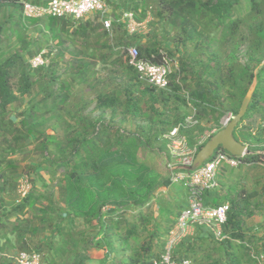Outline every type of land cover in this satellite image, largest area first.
Instances as JSON below:
<instances>
[{"label":"trees","instance_id":"trees-1","mask_svg":"<svg viewBox=\"0 0 264 264\" xmlns=\"http://www.w3.org/2000/svg\"><path fill=\"white\" fill-rule=\"evenodd\" d=\"M23 2L47 5L50 0H0V12H5L0 20V47L10 32L19 45L8 57H0V221L3 219L0 264H16L15 257L22 251L41 254L45 264H88L89 252L94 248L100 253L98 264L159 261L165 243L154 251L156 241L169 233L180 212L169 205L161 208L160 217L168 223L167 228L161 227L153 215L146 217L143 211L131 220L125 217L132 208L147 209L159 189L172 185L169 177L164 178L158 170L142 162L140 152L160 140L157 151L166 156L163 136L183 119L178 115L169 118L172 110H178V106L171 107L174 103L192 108L196 123L206 119L218 126L224 115L237 114L257 70L255 91L233 136L250 152L242 158L244 163L260 162V153H264V0H120L126 11L143 7L146 13L153 9L151 27H161L164 41L171 43L166 47L153 37L144 42L126 34L114 38L117 29L125 30L124 23L113 19L108 31L96 14L79 21L26 18L22 14ZM29 28L43 36L44 42L51 43L49 51L55 48L48 66L30 67L29 60L41 52L43 44L28 39ZM171 31L175 34L171 35ZM130 46H135L141 57L152 62L166 59L172 62L182 48L183 54L177 57L179 64L168 77L167 89H157L138 79L126 58L123 60ZM242 47L244 61L239 62L237 57ZM116 48L122 52L114 57ZM65 54H69L68 59ZM97 62L104 65L118 62L126 78L121 90L97 89L94 77ZM60 65L65 66L62 75L57 73ZM14 72L18 74L16 83L12 81ZM80 87L94 92V101L86 99L81 91L76 95ZM36 88L41 99L19 112V120L14 122L9 114L10 106ZM94 111L99 112L98 117H92ZM106 113L110 114L109 122L104 120ZM117 116H121V124L144 123L138 124L139 131L132 133L111 124ZM194 126L193 130L188 127L182 131L190 147L194 143V131L204 130L198 124ZM56 127L63 130L62 135ZM48 130L53 133L49 134ZM214 134L197 146V152ZM30 137H34L40 161L25 168L42 171L52 180L62 171L57 195L54 187L37 173L41 186L32 185L17 204L5 211L4 196L16 189V179L22 176L20 170L25 172L11 156L22 153ZM176 190L186 196L183 185ZM203 201L205 206L229 204L221 227L224 236L221 243L230 249L237 242L239 250L246 249L249 236L245 219L264 209V183L259 193L230 187L226 194L206 191ZM186 206L185 201L177 205L178 209ZM29 212L31 217H26ZM34 219L38 226L34 225ZM76 222L95 234L89 237L85 228L77 231ZM150 223L153 229L148 231ZM40 229L49 230L50 235L33 243L32 237ZM139 231H145L148 240L133 246L130 239L137 237ZM213 236L207 227L196 226L192 236L179 243L173 258L196 259L197 252H204L203 242L211 241ZM224 253L227 255L226 249ZM231 254L230 264H256L252 256L258 255ZM65 258L69 259L68 263Z\"/></svg>","mask_w":264,"mask_h":264},{"label":"rangeland","instance_id":"rangeland-1","mask_svg":"<svg viewBox=\"0 0 264 264\" xmlns=\"http://www.w3.org/2000/svg\"><path fill=\"white\" fill-rule=\"evenodd\" d=\"M106 4L108 6L109 9V16L111 17V19H118L121 20V16H122V12H126L125 7L121 6L120 4V0H106ZM153 10V9H152ZM152 10H147L146 13L143 9V7H139L137 10H133L132 12L134 13L135 16V21L137 24H140L139 28L137 30H135L134 34H130L128 29L124 28H119L117 29V33L113 32V35L116 37L119 36H125V34L129 37V38H138L139 40H141V42H144L145 39H151L152 37L154 39H157V41H159V43L161 45H164L163 47L171 46L170 42L164 41L165 39H163V31H161V27L155 25L156 27H151V22L153 21L152 17ZM3 14H5V12H0V20L3 17ZM123 24V23H122ZM125 25V24H124ZM126 26V25H125ZM168 29V28H167ZM116 31V29H114ZM168 30H171L170 28ZM176 31V30H175ZM175 31H171V35L175 34ZM27 37L28 39L33 43L36 40H39L42 44V51H45L46 53L49 54L50 59L52 57H54L56 50L55 48L51 51L50 50V44L49 42H44V37L43 36H39L38 33L35 31V29L33 28H29L28 32H27ZM127 39V38H125ZM166 44H165V43ZM19 47L18 43L15 40V35L14 33L10 32L6 34L5 39L3 40V43L0 47V57L6 58L8 57V55L12 52H14L15 50H17ZM121 48V47H120ZM243 50L244 48L242 47L240 49V53L238 54V61L239 62H243ZM163 51V50H161ZM122 52V49H115V54L114 57H117L118 55H120ZM183 54L182 48L180 47L177 51V53L175 54L174 57H176V60H173L174 62V66L176 65V67L178 66V61H177V57L179 59V57H181V55ZM223 56L225 55V53H222ZM69 58V54H65V59ZM125 57H123L124 60ZM226 60V58H225ZM65 70V66L60 65V68L57 70V73L62 75V73ZM95 79L98 82V86L97 89H102V88H106V89H112V88H116L117 90H121V88L124 86V83L126 82V78H124L125 74L123 73V70L118 68V62H115V65L113 64H103L100 62H97L95 68ZM18 78V74L17 72L13 73V83H16ZM84 93L86 99H90L92 101H94V92L90 91L89 89H87L86 87H80L78 89V92L76 93V95L81 94V92ZM39 99H41V96L38 95V88L34 89L33 92L29 95L26 96L24 98H21L20 101L18 103H16L15 105L10 106L9 111H10V117L12 118V120H14V122H18V117L17 114L19 112H21L24 108L28 107L30 104L38 101ZM94 106V103L92 104V106L90 107L89 111H92V108ZM172 106H178V110H172V112H170L169 114V118L170 119H174L177 115L178 116H183V119L181 121H179L178 123H185L186 121H190L191 123H187V125H191L189 129H194V125L198 124L200 127L204 128V130L202 132L195 130L194 131V135H195V139H194V143L192 147H197L199 146L210 134L216 133L218 130V126L220 125L221 129L225 127V125L227 124L229 118H230V114H226L224 115L219 122V125L217 126L215 123L211 122V121H207L206 119H201V120H197L198 122L196 123V116H195V111L190 108V107H185L183 106L180 102L179 103H174ZM197 111V110H196ZM92 113V117H98L99 112H91ZM197 114V112H196ZM121 116H117L112 122V125H115L117 127L122 128L125 131H131L132 133H136L139 131V128L137 127L138 124H143V121H137V122H130L128 121L127 123H123L121 124V122L119 121ZM258 119V117L256 116V120ZM104 120L106 122L110 121V114L106 113ZM194 122V124H193ZM177 123V124H178ZM194 126V127H193ZM56 130L58 132L59 135L63 134V130L59 127H56ZM49 134H52L53 131L52 130H48ZM56 133V132H55ZM160 140L153 142V144L151 145L150 149H144L140 152V158L142 160V162L148 164L149 166L155 168L156 170H158L162 176L164 178L168 177V173L169 172L166 168L167 162L165 159V154L164 152L160 153L157 151V145L159 144ZM26 146L23 150L22 153H17L16 155L11 156L12 159H14L16 162H18L20 164L21 167H23L25 172H22L20 170V175L17 179H16V189L11 191L10 193L6 194L4 196V206H5V211L10 210V208L17 204L18 201L23 197L20 193V189L22 187V185L24 187L26 186H30V189L32 187V185H35L36 187H40L41 186V182L39 180V178L36 176V174L38 173V175H42L43 178L45 179L47 184H50L54 187V191L55 194L57 195V187L60 185L61 183V179H62V171H59L56 175V179L52 180L51 177L48 174H44L42 171L38 172L37 171H33V170H26V165H34L36 162L40 161V157L39 154L36 152L35 147H34V137H30L26 142H25ZM190 147V146H189ZM261 157H260V162L258 164H247V163H243L242 165L235 167V168H231L228 167L224 162H222L219 167H218V171H217V180H218V187L215 189L217 191H220L222 194H226L228 191V187L232 188V189H236L237 191L242 190L243 192H247V193H251L253 191H257L258 193L261 192V187L262 184L264 183V153L261 152L260 153ZM26 171H28V173L26 174ZM183 185L185 187V193L186 196L180 195L177 192V188L179 186ZM224 187H223V186ZM223 187V188H222ZM185 201L186 205H187V187L185 186L184 182H178V183H174L172 185H170L168 188H164V189H159L154 196L151 199V202L149 204V207L146 209L145 207L142 208V210L140 208L137 209H130L126 212V218L128 220L133 219L136 215H138V213L140 211H143L147 216L149 217H156V222L158 224H160L161 227H165L167 228L168 223L165 221L164 218L160 217V210L164 205H169L168 207H171L174 209V211H176L177 209V213L181 212L182 210L186 209L185 207L178 209L177 205L180 203H183ZM255 201V200H254ZM177 204V205H176ZM167 207V208H168ZM4 210H2L1 212L4 213ZM166 212V211H165ZM6 213V212H5ZM26 217H31V212H29ZM172 217V216H170ZM171 220L175 221V217H172ZM14 221V217L11 218V222ZM34 225L38 226V221L37 220H33ZM3 222V219L0 221ZM77 231H81L82 229L85 228V233L91 237L95 234V231H91L89 230L86 226L84 227L83 224L77 223L75 225ZM245 231H248L247 234L249 236V239L246 242V249H241L239 250V248H237L238 243L234 242L232 244V247L229 249L228 247L225 248L220 240L215 239V237L213 236V239L211 241H204L202 244V249H204V252H197L196 255V259L194 258H189V260L191 261V264H230V256H232V252H234L236 255H243L246 256L247 254L250 255L252 253H256L261 255H264V253H261L262 250V246L264 245V209L261 211H256L254 213V216L252 218H248L245 219ZM147 229L148 231L152 230V224H148L147 225ZM195 230V226L191 228L190 233L194 232ZM76 232V231H75ZM50 235V231L49 230H41L39 231V233L36 235V237H32V242L34 243V241L36 240H44L45 238H47ZM167 236L168 234H165L162 239H158L156 242L157 244L154 246V251H157L160 248L161 243H166L167 242ZM59 237L56 236V241H59ZM148 238H147V233H145V231H139L138 236L135 238L130 239V243L133 246H139L141 244H145V242H147ZM31 244V243H30ZM177 249V247L173 250V252H175V250ZM227 251V255L228 253H230L228 256L226 255V253H224V251ZM205 253V254H204ZM46 255V253H44ZM96 254V255H95ZM100 253L97 252V249L94 248L89 252L90 255V261L88 262V264H97L95 257L98 258L100 255ZM94 257V259H92ZM112 259H114L113 257H111ZM65 263L69 262V259L65 258ZM255 264V263H253Z\"/></svg>","mask_w":264,"mask_h":264},{"label":"built area","instance_id":"built-area-1","mask_svg":"<svg viewBox=\"0 0 264 264\" xmlns=\"http://www.w3.org/2000/svg\"><path fill=\"white\" fill-rule=\"evenodd\" d=\"M21 7L23 16L31 19L54 17L71 18L79 21L96 14L103 27L108 31L111 30L113 22L109 16V9L105 0H50L47 5H34L30 2H23ZM119 22L126 25L125 28L128 29L130 34H134L140 26L136 23L132 11L123 12ZM125 58L127 65L135 71L140 81L160 90L167 89L168 77L173 68H176L173 61L166 59L162 62H152L141 57L135 46L126 49ZM49 63L50 57L45 51L29 60L32 69L48 66ZM187 123L191 122L178 123L163 136L166 141V156L168 155V158L165 156L166 168L169 171L168 177L172 184L184 182L187 187V208L180 212L168 233L164 253L160 260L155 261L153 264H191V261L187 258L175 260L173 250L183 239L194 233H190L191 228L194 226L207 227L212 231L215 239L220 241L224 239L221 234V227L226 221L229 204L205 206L203 195L206 191H212L218 187L217 171L222 162L231 168L244 163L242 161L244 155L234 157L220 148L198 170L193 172L176 170V167L191 165L197 152V147H189L187 137L182 132L191 126ZM29 190L30 186L24 187L22 185L20 193L25 196ZM252 258L256 264H264L263 255H253ZM15 262L16 264H45L42 255L34 251L18 253Z\"/></svg>","mask_w":264,"mask_h":264},{"label":"water","instance_id":"water-1","mask_svg":"<svg viewBox=\"0 0 264 264\" xmlns=\"http://www.w3.org/2000/svg\"><path fill=\"white\" fill-rule=\"evenodd\" d=\"M256 72H254L253 81L241 103L239 111L235 115H231L227 124L224 128L217 131L196 153L193 162L191 165L187 166H179L176 167V170H183L193 172L200 168V166L207 161L215 151L218 149H223L228 154L234 157H240L242 155L249 154L250 152L247 150L246 145L237 141L233 132L236 126L239 124L243 116L245 115L247 108L250 104L252 95L255 91L257 80H256Z\"/></svg>","mask_w":264,"mask_h":264},{"label":"crops","instance_id":"crops-1","mask_svg":"<svg viewBox=\"0 0 264 264\" xmlns=\"http://www.w3.org/2000/svg\"><path fill=\"white\" fill-rule=\"evenodd\" d=\"M106 1V0H105ZM71 30V29H70ZM193 234V233H192ZM192 234L190 235V236H192ZM190 236H188V237H190ZM96 255V254H95ZM95 257V260H96V263H97V259L98 258H96V256H94ZM94 257L92 258V259H94ZM98 264V263H97Z\"/></svg>","mask_w":264,"mask_h":264}]
</instances>
